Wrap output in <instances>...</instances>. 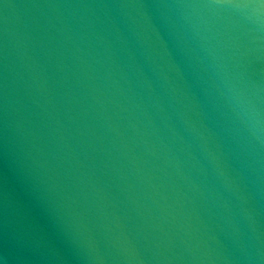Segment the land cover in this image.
I'll return each instance as SVG.
<instances>
[{"label": "water", "instance_id": "95a60500", "mask_svg": "<svg viewBox=\"0 0 264 264\" xmlns=\"http://www.w3.org/2000/svg\"><path fill=\"white\" fill-rule=\"evenodd\" d=\"M259 0H0V264H264Z\"/></svg>", "mask_w": 264, "mask_h": 264}, {"label": "clouds", "instance_id": "9594fccd", "mask_svg": "<svg viewBox=\"0 0 264 264\" xmlns=\"http://www.w3.org/2000/svg\"><path fill=\"white\" fill-rule=\"evenodd\" d=\"M261 5H262V6H257V10H258L259 8H264V0H261Z\"/></svg>", "mask_w": 264, "mask_h": 264}, {"label": "snow or ice", "instance_id": "6c2138e0", "mask_svg": "<svg viewBox=\"0 0 264 264\" xmlns=\"http://www.w3.org/2000/svg\"><path fill=\"white\" fill-rule=\"evenodd\" d=\"M257 6H262V5H261V0H259Z\"/></svg>", "mask_w": 264, "mask_h": 264}]
</instances>
